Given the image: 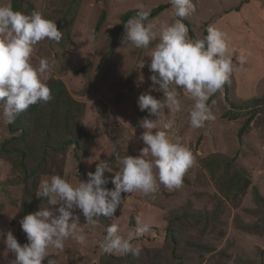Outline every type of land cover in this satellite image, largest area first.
<instances>
[{"label":"rangeland","instance_id":"1","mask_svg":"<svg viewBox=\"0 0 264 264\" xmlns=\"http://www.w3.org/2000/svg\"><path fill=\"white\" fill-rule=\"evenodd\" d=\"M9 3L11 0H0V6ZM193 3L195 12L183 19L190 37L203 39L209 26L226 33L234 68L223 90L208 102L214 120L202 128H192L190 112L194 101L187 93H181V110H166L158 128L153 130H163V123L170 121V139L193 153L195 163L185 173L182 187L169 190L160 185L155 196L122 194L124 200L115 216L102 217L94 227L84 224L81 215V227L87 234L85 243L69 239L62 252L50 249L44 264L48 259L55 264H176V258L181 264H264V0ZM22 4L24 12L43 13L64 33L59 43H38L33 65L38 67L41 58L54 62L42 77L44 82L60 80L70 98L84 105L80 121L72 120L81 125L83 132L77 148L69 146L59 153L50 152V162L44 165L49 168L46 174L40 170L34 180L25 181L20 169L0 156V232L11 230L23 245L27 240L19 221L31 213L27 209L28 192L34 191L37 200L42 180L59 175L73 185L87 181V173L94 172L101 159L110 163L113 171H105V176L111 181L122 167L116 155L136 156L145 147L140 137L146 129L140 122L156 117L140 111L137 101L140 94L150 90L152 73L147 65L158 40L148 49H138L123 42L125 30L119 31L118 27L122 16L140 11L141 6L143 10L167 6L149 19L157 26L170 24L177 17L170 0H23ZM151 94L162 98L161 92ZM254 100L259 102L253 103ZM247 119L250 121L239 136ZM8 126L0 116V144L12 137ZM32 151L28 152L37 160L38 152ZM11 160L15 164L18 158ZM211 160L217 161L216 170L234 171L249 181L236 203L223 198L207 171ZM107 187L114 185L109 182ZM253 189L263 200L259 204L254 201ZM46 206L47 202H40L36 211ZM175 215L183 220L170 225L177 237L174 250L165 230ZM202 216L209 220L203 221ZM137 219L150 225L149 232L132 241L142 248L139 258L101 253L99 245L108 226L117 224L119 234L126 237L137 226ZM241 225H249L251 230L243 231ZM5 238L0 236V264H14L15 256L6 249Z\"/></svg>","mask_w":264,"mask_h":264},{"label":"clouds","instance_id":"2","mask_svg":"<svg viewBox=\"0 0 264 264\" xmlns=\"http://www.w3.org/2000/svg\"><path fill=\"white\" fill-rule=\"evenodd\" d=\"M170 3L177 17L170 24L157 26L150 22V10H143L142 6L124 24L123 42L135 48L148 49L158 40L147 65L152 73L150 90L140 94L137 101L140 111L156 117L140 122L146 129L140 137L145 147L136 156L117 154L116 160L122 167L111 181L105 176V171H113L110 163L101 159L95 171L87 173V181L73 185L59 175L42 180L36 196L46 200L47 206L19 221L27 243L18 242L11 230L6 234L0 232V236L6 237V249L15 256L14 264H44L50 257V249L62 252L69 239L83 245L87 234L81 227L80 216L84 224L93 227L102 217H114L124 200L122 194L140 192L155 196L160 185L169 190L182 187L185 173L195 163L193 153L170 139L167 131L172 127L170 121L163 123V130H153L158 128L166 110H181V93H187L194 101L190 112L192 128H202L207 121L214 120L208 102L229 82L234 65L223 31L209 26L203 39L190 37L183 19L195 12L193 0H170ZM63 35L57 23L39 11L22 13L10 3L0 6V116L5 123H14L30 106L52 100V91L42 77L54 62L41 58L35 67L32 57L38 43L44 40L59 43ZM240 62L243 64V58ZM144 66L141 61L140 68ZM140 80L142 83V76ZM152 91L161 92L162 98L153 96ZM109 182L114 185L111 189L107 187ZM149 231L150 225L137 219V226L125 237L113 223L107 227L99 245L101 253L139 258L142 248L134 246L132 241ZM47 264L55 261L48 259Z\"/></svg>","mask_w":264,"mask_h":264},{"label":"trees","instance_id":"3","mask_svg":"<svg viewBox=\"0 0 264 264\" xmlns=\"http://www.w3.org/2000/svg\"><path fill=\"white\" fill-rule=\"evenodd\" d=\"M22 1L23 0H11V6L14 10L28 13L24 12ZM166 7L167 6L161 5L150 10L151 15L149 19L156 17ZM137 12L138 11L136 10L129 11L122 16L118 30H122L128 19L136 16ZM46 84L52 91V100L46 104L40 103L30 106L27 111L21 113L14 123L8 124L12 137L4 140L0 144V156L10 161L17 169H20L23 174L22 179L25 181L31 178L34 180L33 177H38L37 175L41 174L40 170H42V173L44 174L47 173L49 168H44V165H46L47 162H50V152H53V154L57 152L59 153L69 146L77 148L79 135L80 132H82L79 129L81 128V125H79L78 122H74L73 124L72 120L80 121V118L84 113V105L76 103L70 98L60 80L48 81ZM257 102L259 101H253V103ZM43 116H45V119ZM249 121L250 120L247 119L244 125L240 128L239 136H242ZM16 133H18V135H14ZM29 141L30 145L28 144ZM28 151H32L33 153H35V151L38 152V159L35 160L37 156L34 158V156ZM12 158H18V161L14 164L11 160ZM226 165H229V163ZM53 166H55V164ZM218 166L217 161L211 160L207 164V168L209 169L207 171L212 178H214V182L220 190L223 198L236 203L239 200L240 194L249 186V181L245 179V177H242L240 173L234 171L229 173V170H216ZM33 192L34 191L28 192L30 203L27 204V209H29L31 213L36 211L40 202H47L46 200H43V198L35 200ZM253 193L254 201L257 204L261 203L263 200L258 195L256 189H253ZM201 219L206 221L209 220V217L202 216ZM176 220H183V218L176 215L173 216L169 220L165 230L166 237H168L174 250L177 246V237L170 225ZM240 228L243 231L251 230V226L249 225H241ZM176 260V264H181L180 260L177 258Z\"/></svg>","mask_w":264,"mask_h":264}]
</instances>
